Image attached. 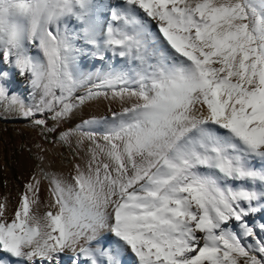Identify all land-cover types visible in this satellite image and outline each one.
<instances>
[{
	"label": "snow or ice",
	"instance_id": "obj_1",
	"mask_svg": "<svg viewBox=\"0 0 264 264\" xmlns=\"http://www.w3.org/2000/svg\"><path fill=\"white\" fill-rule=\"evenodd\" d=\"M101 98L59 133L68 176L38 154L0 197V264H264V0H0L4 118Z\"/></svg>",
	"mask_w": 264,
	"mask_h": 264
},
{
	"label": "bare ground",
	"instance_id": "obj_2",
	"mask_svg": "<svg viewBox=\"0 0 264 264\" xmlns=\"http://www.w3.org/2000/svg\"><path fill=\"white\" fill-rule=\"evenodd\" d=\"M86 70H92L94 62L90 59L83 62ZM96 68H99V64H95ZM21 82H27L26 79L20 77L19 75L14 74ZM15 77V78H16ZM29 92V87L27 95ZM29 99V97H28ZM119 110L120 105L118 103L110 104L107 100L103 98L88 103L83 106L80 110L77 111L76 115L71 119L77 124L83 119H88L91 116H100L108 113L109 108ZM70 119V120H71ZM25 131V130H24ZM28 138L32 141V134L25 131ZM24 133V134H25ZM47 145V144H46ZM47 151L42 153L45 155L44 167L50 173H56L58 175L68 176L71 171V166L74 162L75 156L68 163H64V154L60 146H52L48 144L45 148ZM37 163L36 161L29 158L28 152H25L20 155L19 161L10 165V168L0 167V197L7 196L13 204L15 203V198L17 197L19 191L22 190L23 184L26 180L32 175L36 170ZM47 181H43V196L42 200H47V191H46ZM41 211L46 210L43 205L41 206ZM258 217V219H257ZM254 219L257 223L264 217L257 216ZM71 255L66 254L62 257V264H71ZM130 264V262H129Z\"/></svg>",
	"mask_w": 264,
	"mask_h": 264
},
{
	"label": "rangeland",
	"instance_id": "obj_3",
	"mask_svg": "<svg viewBox=\"0 0 264 264\" xmlns=\"http://www.w3.org/2000/svg\"><path fill=\"white\" fill-rule=\"evenodd\" d=\"M88 60L90 59H86L85 61ZM15 77L13 74L10 88L28 100V82H21ZM48 124L49 126H53L54 122L48 120ZM76 124L75 121L69 119L57 125L56 132L48 133L42 128L33 126L31 121L11 116L4 118L3 114L0 113V167L10 168V165L18 162L20 155L25 152H28L30 159L39 164L40 161L37 159V155L42 153H39L36 145H41L45 149L48 144L52 146L59 145L64 154L63 162H70L75 156V152L68 144L59 140V133L75 127ZM24 130L32 134V141ZM254 222L257 223L255 219Z\"/></svg>",
	"mask_w": 264,
	"mask_h": 264
}]
</instances>
